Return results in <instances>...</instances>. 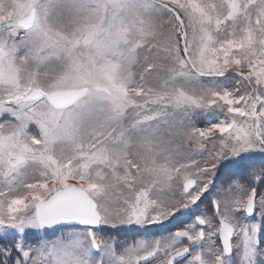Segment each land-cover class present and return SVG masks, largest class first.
I'll return each instance as SVG.
<instances>
[{"label":"snow or ice","instance_id":"6c2138e0","mask_svg":"<svg viewBox=\"0 0 264 264\" xmlns=\"http://www.w3.org/2000/svg\"><path fill=\"white\" fill-rule=\"evenodd\" d=\"M0 264H264V0H0Z\"/></svg>","mask_w":264,"mask_h":264}]
</instances>
